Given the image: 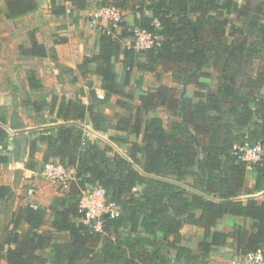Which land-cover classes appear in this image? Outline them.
Masks as SVG:
<instances>
[{
  "label": "trees",
  "instance_id": "1",
  "mask_svg": "<svg viewBox=\"0 0 264 264\" xmlns=\"http://www.w3.org/2000/svg\"><path fill=\"white\" fill-rule=\"evenodd\" d=\"M90 1L73 0L70 16L88 8ZM147 1L136 11L140 18L135 23L161 36L160 48L143 52L123 48L122 40L132 31L121 23V33L113 27L100 33L98 53L79 66L83 73L90 64L97 66L103 100L92 89L88 103L58 94L51 101L34 102L35 113L48 111L64 123L34 140L30 157L44 144V163L58 161L74 180L67 197L54 199L49 223L46 208L29 204L11 215L10 226L0 231V263L202 264L218 248L226 247L229 239L236 243V255L264 248V201L238 199L264 189V163L254 166L255 188L248 191L246 165L233 150L236 145L264 143V68L241 75L247 59L264 61V0ZM6 4L9 19L39 9L37 0H6ZM107 5L123 10L124 0H104L102 7ZM52 12L68 16L65 6L55 0ZM20 52L48 57L34 34L31 47H21ZM141 55L145 60L136 63ZM120 61L124 65L121 83L115 67ZM160 65L172 71L174 82L193 84L197 101L166 86L142 91L137 97L126 92L135 68L154 73L159 80ZM206 67L217 71L215 89L202 81ZM28 80L32 90L41 87L34 76ZM142 84L141 77L137 88L142 89ZM112 105L123 113L108 115L106 109ZM157 110L175 118L169 130L162 118L150 116ZM87 121L96 132L116 131L110 137L115 143L129 144V137L135 136L129 159L110 156L112 147L101 148L76 125ZM9 138L2 119L0 167L11 162ZM93 185H101L107 201L121 211L115 219L105 218L101 232L83 224L78 210L81 191ZM226 215L250 220L251 230L235 225L231 232L213 231ZM186 225L205 231L196 250L183 244ZM173 252L175 261L168 257Z\"/></svg>",
  "mask_w": 264,
  "mask_h": 264
},
{
  "label": "crops",
  "instance_id": "2",
  "mask_svg": "<svg viewBox=\"0 0 264 264\" xmlns=\"http://www.w3.org/2000/svg\"><path fill=\"white\" fill-rule=\"evenodd\" d=\"M39 3V9L27 16L18 18V19H9L7 17L8 8L6 4V0H0V78H3L8 81L14 75V78H22L28 76V72L26 71L28 68L26 65L36 63V60L40 59H49L50 55L54 52L57 54L58 59L62 63L63 66L68 67L67 72H74L76 79L71 82L70 85H67L68 89L78 90V93L73 95L65 94V97L70 100L81 99L84 102L88 103L91 100L90 92L92 89L103 91L100 89L102 85L101 78L95 74L97 70V66L95 64H90L88 67V72L83 73L79 69V66L82 65L86 58L92 57L94 54L98 53V37L101 32L105 30H110L111 26H103V27H91L90 25V14L102 7V2L104 0H91L88 8L85 10L76 11L75 16H57L52 12V0H37ZM237 2H241L240 0H235ZM56 5L64 6L61 0H55ZM144 3H148L147 0H124V20L123 23L130 29L136 25L135 19L140 18V15L136 12L141 5ZM147 15L151 16V12H146ZM123 30L122 27L116 29L117 33H121ZM35 35L39 44L45 46L48 57L46 58H37L31 57L27 55H23L20 52V48L23 47L24 49H29L31 47V36ZM66 40L67 42L64 44L58 43L59 40ZM132 45V34L122 40V47H129ZM64 50L66 53H64ZM124 57L121 56V59ZM144 55H141L136 60L144 61ZM116 72L119 75L118 81L121 83L124 79V65L122 61L115 64ZM168 67H164L163 65L159 66L160 69V79L158 80L154 73L148 71H139L135 68L132 72L131 77V85L132 88H136L137 93L134 95L137 97L142 91H152L153 89L159 86H166L171 88H176L178 94L184 95L186 98L193 99L195 102L197 100L194 99V94L197 91L196 87L193 84H183V83H176L174 82L173 73L172 71L167 70ZM75 70V71H74ZM205 73L208 71H212V68L206 67L204 69ZM38 74L40 78L44 77V73L42 70H38ZM92 75L96 78V84L99 86H93L92 82L88 80L89 86L84 87L81 85L80 80L84 79L86 76ZM143 78L142 89L137 88L136 82L139 78ZM202 81L208 85V81L206 77L202 78ZM45 82H41L40 85H45ZM216 86L212 84L209 85V88L212 90ZM128 89V88H126ZM125 89V90H126ZM28 90L31 92L33 91L29 86ZM104 92V91H103ZM126 92H129L126 90ZM264 94V89L262 90ZM114 100V98H113ZM112 100V101H113ZM35 101H31L26 99L23 105L27 107H31L33 110V104ZM34 111V110H33ZM155 112H151L150 116L153 117H160L164 118ZM106 113L110 116H113L115 113H123V111L114 105L110 108L106 109ZM166 113V112H165ZM64 122L58 121L56 116H52V120L49 122H36L35 124L29 125L27 124L26 128H14L10 133V138L8 142V150L10 152V159L14 156V160L10 162L11 169L15 170H22L24 169L26 175L30 178H33V175H39L40 173L37 172L41 168V165L44 163V154H45V145L40 144L33 156L30 157V147L21 152V156L19 158L15 157L14 153H18L19 143H21L22 139L28 138L30 143L36 140L45 130L56 128L62 125ZM76 125L82 127L85 131V134L92 140L96 141L101 148L106 146H110L113 148V154H109L110 156H114L118 154L126 159L128 155L119 152L120 145L122 143H115L110 140V137L116 135V131L110 130L108 133L96 132L92 129L90 123L87 121L85 123H76ZM165 126V125H164ZM166 127V126H165ZM23 129V130H22ZM37 132V133H36ZM32 136V138H31ZM101 140V141H100ZM135 136L129 137V144H125L127 146V152L130 147V144L135 141ZM119 145V146H118ZM12 150V151H11ZM22 158V159H21ZM21 159V160H19ZM53 161V160H52ZM27 167V169H25ZM30 167V168H29ZM34 171V172H33ZM13 172H8L5 166L0 167V189L1 186H10L14 189L12 185L7 184V179L11 177ZM39 173V174H38ZM33 176V177H32ZM257 178L256 171H248L246 175V190L253 191L255 188V180ZM41 179V178H40ZM33 182V181H32ZM35 183V182H34ZM37 183H39V178H37ZM36 183V184H37ZM32 184V183H31ZM36 187L34 189L35 196H38L40 201H35L32 199L30 202L37 203L40 207L45 208L49 205V201L47 200L49 196V192L46 191L45 188H42L39 185H34ZM240 201L247 202L248 200H256L259 202L264 201V189L259 192H255L252 194L245 193L244 195L238 198ZM1 201V197H0ZM29 202V203H30ZM54 202V201H53ZM52 202V205H53ZM18 210H14V213ZM51 221V220H50ZM8 223V220L0 214V227L4 226V224ZM235 225H243L248 230H251V222L250 220H246L242 217H234L226 215L217 225L213 231H224V232H231ZM183 234V244L188 246L194 250L197 249L198 244L200 241L204 239L205 231L200 229L196 226L186 225L182 230ZM194 234L195 236L192 238V241L188 240V235ZM236 243L233 239L228 240V245L226 247L218 248L214 251L207 263H222L227 264L233 257L236 256L235 254ZM243 254V253H242ZM168 257L175 261V253L168 254ZM202 263V264H207ZM0 264H7V263H0ZM181 264H184L182 262Z\"/></svg>",
  "mask_w": 264,
  "mask_h": 264
},
{
  "label": "rangeland",
  "instance_id": "3",
  "mask_svg": "<svg viewBox=\"0 0 264 264\" xmlns=\"http://www.w3.org/2000/svg\"><path fill=\"white\" fill-rule=\"evenodd\" d=\"M221 1L225 2L226 0H221ZM240 1H241L240 3H244L245 1L259 3L260 0H240ZM261 17H262V21L264 22V12L261 14ZM64 53H66L65 50ZM26 66L28 67L26 68L27 69L26 71L28 72V76L25 77L24 79L14 78V75H12V78L8 81H6L3 78V76H1L0 78V120L2 119L5 120V128L9 134L12 132V129L14 128H26L27 124L32 125L35 124L36 122L46 123L52 120V115H50L48 111H45L42 114H37L33 110H31V107H27L23 105L26 99L35 102H40L42 100L51 101L52 96L55 94H58L60 96H65V94L74 96V94L78 93V90L76 89L71 90L67 88V85H70L71 82H73L76 79V76L74 75V72L73 73L67 72L69 68L62 65L55 52L52 55H50V58L47 60L46 59L36 60V63L28 64ZM263 68H264V61L256 60L251 57L247 59L246 63L244 64L243 69L241 71L242 72L241 75L244 76L247 74H255ZM38 70L43 71L44 73L43 78H40V75L38 74ZM206 74H207L206 79L208 81V87L211 84L213 86H216L217 77H218L216 69L212 68V71H208L206 72ZM31 76H34L37 79L38 83L40 84L42 81L45 82L44 83L45 85H41L39 89H33V91L30 92L28 90V86H29L28 79ZM88 80L92 82L93 86L95 85L98 86L96 84L95 76L92 75L89 76L87 75L84 79L80 80L81 85L84 87H88L89 86ZM126 90H128L133 94L137 93L136 88H132V86L128 87V89ZM157 113H159L164 118V125L166 126V129L169 130L170 125L175 118L168 115L164 111H158ZM30 144L31 143L30 140H28V138L22 139L21 143H19L18 149H15V151L18 150V153H14L15 157L19 158V156H21V152L23 150L26 151V149L30 147ZM119 149H120L119 152L128 155L127 146L125 144L120 145ZM11 159L13 161L14 156ZM10 167H11L10 164L5 166L8 172H13L11 177L7 179V184L12 185L14 189L11 188L10 186H5V185L1 186L0 197H1V193H4L5 198L1 199L0 201V214L3 215L6 218V220H8V223L4 224V226H1L0 231H2L6 226H10L9 222L11 219V215L14 213L15 209L18 210L20 207H25L29 204L30 202V198L28 195L29 190L36 189V187H33L34 185L35 186L39 185L42 188H45L46 191L49 192L48 193L49 196L47 198V200L49 201V205L45 207L47 210L46 220L49 223L53 217V213H52L53 211L51 209L52 202L54 201L55 198L64 199V197H67L66 193L67 190H69V187L62 188L56 185L49 184L40 176L39 171H37L39 172L38 173L39 175L35 174L33 175L34 177L32 176L33 178H30V174L29 176H27L24 169L22 170L21 168L20 170H15L13 168L11 169ZM25 169H27V167H25ZM37 178H39V183H37ZM32 199H34L35 201L41 200L39 199L38 196H35ZM74 199H75L74 202L77 201L78 196ZM194 236H195L194 234L188 235V240H190L191 242Z\"/></svg>",
  "mask_w": 264,
  "mask_h": 264
},
{
  "label": "built area",
  "instance_id": "4",
  "mask_svg": "<svg viewBox=\"0 0 264 264\" xmlns=\"http://www.w3.org/2000/svg\"><path fill=\"white\" fill-rule=\"evenodd\" d=\"M65 6L68 16L74 11L73 0H61ZM91 27L111 26L120 28L124 20L123 10L116 5L100 7L90 14ZM159 26V23L156 22ZM162 38L154 31H148L140 26H135L132 30V47L136 52H143L161 47ZM99 100L105 98L103 91H97ZM238 158L245 163L248 171H253L256 164L264 163V143L255 145H236L233 148ZM40 176L51 185L68 188L74 180L72 173L58 161L43 163L39 169ZM30 201L35 195L33 189L29 190ZM29 205L34 209L40 207L35 202ZM78 210L81 214L83 224L89 226L97 232L103 231L105 218L115 219L120 216V208L107 201L106 190L101 185H93L83 189L79 196ZM222 264V263H207ZM227 264H264V248L258 251H251L236 255Z\"/></svg>",
  "mask_w": 264,
  "mask_h": 264
}]
</instances>
